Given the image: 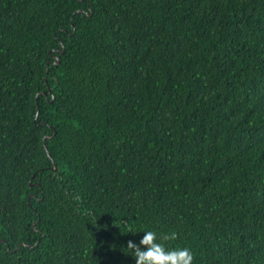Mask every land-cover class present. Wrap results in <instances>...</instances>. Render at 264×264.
<instances>
[{"label":"trees","instance_id":"obj_1","mask_svg":"<svg viewBox=\"0 0 264 264\" xmlns=\"http://www.w3.org/2000/svg\"><path fill=\"white\" fill-rule=\"evenodd\" d=\"M264 264V0H0V264Z\"/></svg>","mask_w":264,"mask_h":264},{"label":"clouds","instance_id":"obj_2","mask_svg":"<svg viewBox=\"0 0 264 264\" xmlns=\"http://www.w3.org/2000/svg\"><path fill=\"white\" fill-rule=\"evenodd\" d=\"M176 238L175 232L158 238L154 231H146L138 244L128 241L126 249L133 254L135 264H193V254L188 248L165 246V242Z\"/></svg>","mask_w":264,"mask_h":264}]
</instances>
